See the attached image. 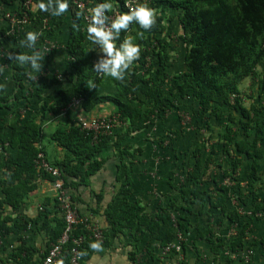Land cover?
<instances>
[{"label":"trees","instance_id":"16d2710c","mask_svg":"<svg viewBox=\"0 0 264 264\" xmlns=\"http://www.w3.org/2000/svg\"><path fill=\"white\" fill-rule=\"evenodd\" d=\"M28 1L4 0L11 9L7 12H12L20 20L27 18L29 22L24 32H16L11 37L14 44L12 56L32 51L19 42L26 32L41 27L44 20L51 22L52 30L37 40L35 49L39 51L48 37L63 33L69 23L63 50L67 67L61 79L38 84L30 78L34 72L28 66L10 58L14 86L9 93H0V150L3 153L0 155V236L14 234L18 237V245L7 260L0 259V264L34 262L39 251L35 245L29 244L28 231L47 237V249L41 254L40 264L51 245L64 232V214L55 196L42 204L36 217L29 219L22 213L41 178L51 183L56 181L36 165L39 153L47 155L45 141L48 134L44 125L49 119L59 120L50 141L65 155L53 164L62 171L65 187L70 190L75 206L79 200V186L88 185L90 178L107 162L104 151L112 147L119 160V192L104 211L101 207L93 211L95 215L106 217L108 227L103 229L104 237L101 240L90 237L94 222L89 219H84L85 222L79 223L75 229L76 237L86 238L82 246L83 261L95 252L89 248L90 242L100 241L102 247L111 246V233L115 237L120 235V238L130 239L133 261L142 249L144 236L149 256L157 258L153 243H159L163 250L176 243L178 231L184 236L200 224L205 228L197 230V238L212 245L215 252L226 246L217 236V227L237 226V234L228 240L229 253L235 255L244 251L253 225L264 210L261 193L264 184V105L245 107L240 85L253 76L264 61V0H149L147 4L155 14L152 27L143 30L133 22L127 30L121 31L116 41L118 45L124 38L131 37L140 48L139 57L121 81L93 70L99 49H94L87 39V24L75 0H69L68 9L60 17L39 11L40 0H32L36 9L27 4ZM115 1L117 8L108 10V16L128 11L126 0ZM169 11L170 21H178L181 27L178 38L186 48L185 71L178 75L170 73V40L174 39L175 32L165 25L170 17L167 15ZM5 13L0 15L1 36L10 28L4 19ZM52 60L44 56L42 69L50 66ZM32 86L34 91H31ZM233 95H236L234 100ZM33 98L40 101L38 112L28 109ZM78 98H83L82 109L87 113L105 103L116 108L120 128L113 136H101L94 141L92 134L82 131L78 117L71 118L68 110L69 104ZM188 100L197 105L192 104L196 108L197 132L190 145L193 162L188 166L187 184L175 188L178 196L171 199L167 208L148 212L140 201L132 198L135 158L141 149L132 150L130 136L150 128ZM65 114L71 119L63 117ZM215 122L223 125L219 141H215L212 134ZM169 134L168 145L173 147L180 131ZM165 143L166 139L160 141L163 147ZM246 159L251 161L246 188L241 190L239 187L235 192L238 203L245 208L250 206L251 214H242L228 204V191L233 184L240 182V170ZM217 170L231 184L221 183ZM97 198L98 203L103 201V195L99 194ZM172 212L178 214L174 217L176 223L172 220ZM78 213L83 219L79 209ZM253 246L264 249V239ZM186 250V243L182 241V251L174 247L167 257H185ZM231 263L228 260V264ZM239 264L246 263L240 259Z\"/></svg>","mask_w":264,"mask_h":264},{"label":"crops","instance_id":"0c3cea01","mask_svg":"<svg viewBox=\"0 0 264 264\" xmlns=\"http://www.w3.org/2000/svg\"><path fill=\"white\" fill-rule=\"evenodd\" d=\"M89 8L95 6L99 0H87ZM113 7L116 1L111 0ZM0 5L5 10H11L4 0H0ZM112 7V8H113ZM117 13V12H116ZM114 12L113 15H116ZM168 16L171 15L169 11ZM168 17L165 21V25L169 30H173L174 39L170 40V73L172 75H178L185 71L184 57L186 48L178 36L182 33L181 27L178 23L170 21ZM69 23L65 26L63 33H58L55 37H48L47 42L50 50L44 54L47 60H52V63L48 67H44L39 73L30 74V78L35 83L40 84L43 82H50L54 78L61 79L64 70L67 67V59L64 54L65 41L67 39V28ZM52 30L51 22L49 21V30L43 31L42 27H39L36 31L40 35ZM11 38H4L0 35V93H9L13 89V81L11 80L10 69V55L12 56V48L14 47ZM45 40V41H46ZM100 53H98V56ZM264 82V61L259 65L255 74L246 79L240 85L241 99L245 107L250 108L253 104L262 103L264 105V90L262 84ZM32 86L31 91H34ZM260 98V99H259ZM196 104L193 102L185 101L180 104V109L172 111L163 116V119L156 121L150 128L134 133L130 136V143L133 149H141L135 158V168L133 173V182L131 189L133 191V200L140 201L144 205L148 212L157 211L160 208H167L171 199H175L178 194L176 189H179L187 184V172L189 163L193 162L192 154L190 152V145L193 143L195 133L197 132V123H195L194 111L196 110ZM40 101L37 98H33L31 105L28 108L29 111L38 112L40 110ZM69 116L71 118L78 119L80 117L90 118L99 116H112L116 114V108L110 104L105 103L99 105L92 112H85L80 108L77 111H70ZM187 113L189 121L185 122L184 114ZM1 114V113H0ZM2 115V114H1ZM65 116L68 119L70 117ZM237 118H240L239 114H236ZM59 120L49 119L45 122L44 129L46 131L47 139L45 145L47 146V155L49 163L54 165L57 159L64 157V151L57 147L56 144L50 141L51 134L58 127ZM118 127L117 129H119ZM213 135L215 141H219L221 135H223V125L220 122L212 124ZM171 131H180V135L175 139V145L170 147L168 145L169 133ZM166 139L164 147L161 146L160 141ZM3 153L0 150V155ZM112 147L107 148L103 156L107 159L104 167L94 176L90 178L88 185L79 186L77 195L79 200L76 208L83 215V219H89L98 223L103 229L108 227L106 217L102 214L95 215L94 209L101 207L104 211L108 207L109 203L119 192L120 183L118 182L119 160L114 155ZM222 158L221 160H224ZM251 161L245 160L243 162L242 169L240 170L239 178L240 182L236 185L233 184L232 188L228 191V204L231 209L241 211L243 214L249 213L250 206L245 208L237 201L236 189L240 187L241 190H245L247 183V176L250 171ZM226 168L228 165L225 166ZM220 175L221 183L231 184L229 179H223V173L217 170ZM174 185V187L172 186ZM176 188V189H175ZM262 199L264 200V184L261 187ZM103 195V201L98 203L97 196ZM55 196L52 184L49 180L41 178L37 182V189L31 194L28 200L27 207L22 213L29 219L37 216L43 203ZM175 217L178 216L175 212L171 213ZM259 220L255 221L253 225V231L250 237L247 239L246 247L244 251L239 254L230 255L228 249V240H230V226L229 227H217V236L224 240L226 245L220 249L219 252L213 251L212 245L208 242L197 238V230H203L204 224H200L192 228L191 233L184 234V242L186 243L187 250L183 260L180 257L177 259H169L167 256L162 255L161 245L159 243H153L154 253L157 258L149 256L144 244L146 236H144L141 244V251L138 253L136 261L131 258L132 247L129 245L130 239L121 237H115L112 234V245L108 247H102V251L94 252L92 255L83 261V264H181L184 261L186 264H228L230 260L231 264H239L242 259L246 264H264V249L260 246H253L254 243L264 239V210L258 215ZM213 221V220H212ZM26 238L30 245H35L38 249V253L34 258L32 264H38L41 259V254L47 249V237L45 234H35L33 232H27ZM18 245V237L14 234H9L2 238V244L0 246V259L7 260L8 255L12 252L14 247ZM247 258V261L246 259Z\"/></svg>","mask_w":264,"mask_h":264},{"label":"clouds","instance_id":"9594fccd","mask_svg":"<svg viewBox=\"0 0 264 264\" xmlns=\"http://www.w3.org/2000/svg\"><path fill=\"white\" fill-rule=\"evenodd\" d=\"M68 7L69 0H40L38 3L39 11L46 12L53 17L62 16ZM112 7L111 0H100L88 10L86 34L87 39L95 46L94 49H99L100 53L92 65L93 70L116 81H121L126 71L140 55L139 45L134 43L131 37L124 38L117 45L116 41L121 31L127 30L133 22L140 29L149 30L155 23V14L144 0H139L127 12L109 18L106 12ZM39 35L38 31L26 32L19 43L25 48H31L32 51L10 55L16 63L26 65L36 73L41 72L44 58V54L35 49ZM89 248L96 252L103 250L100 241L90 242Z\"/></svg>","mask_w":264,"mask_h":264},{"label":"built area","instance_id":"2783aa9c","mask_svg":"<svg viewBox=\"0 0 264 264\" xmlns=\"http://www.w3.org/2000/svg\"><path fill=\"white\" fill-rule=\"evenodd\" d=\"M139 2V0H126L125 7L129 10V8L134 7L135 4ZM144 2L148 3L149 0H144ZM77 8L81 11L84 21L88 23V10L89 3L87 0H75L74 1ZM27 4H32L33 9L37 8V5L29 0ZM1 14L5 13L4 19L9 22V30L8 32L3 35L4 38H11L16 32L22 33L27 28L29 24L28 19H18L15 14L12 12H7L3 6L0 5ZM107 15V12H106ZM108 16V15H107ZM115 15L108 16L109 18H113ZM1 17V16H0ZM43 31L49 30V20L46 19L43 21L42 25ZM43 35H39V38ZM38 38V39H39ZM50 50L48 46L47 40L44 42L42 49L40 50L41 53L46 54ZM59 78V77H58ZM236 95L232 96V100H234ZM83 98H78L74 100L72 103L69 104L68 110L69 111H77L82 108L83 105ZM67 113V111L65 112ZM185 122L189 121V117L187 114H184ZM80 125L82 131L86 132L87 134L93 135V140H98L101 136H113L120 125V117L118 114L112 116H99V117H90V118H79ZM37 168L43 171L45 174H48L56 179L55 182L51 183L53 191L55 192V197L60 202L63 214H64V221H65V229L62 236L51 245L48 250V253L44 257V259L40 262V264H81L83 261L82 256V246L86 241L84 236L76 237L74 235L75 229L79 223H84L85 220L82 219L78 213L76 206L72 201V195L70 190L65 187L63 173L60 168L52 165L47 160L44 153H39L36 159ZM42 210V209H41ZM241 212V211H240ZM243 214V213H242ZM247 214H251L250 212ZM175 216L173 215V222H175ZM93 225L90 228V232L92 235L90 237L101 240L104 237V230L103 228L96 222L92 223ZM176 225V224H175ZM237 226H233L230 228V237H233L237 234ZM2 236H0V246L2 244ZM184 236L180 231H178L177 239L175 244H171L165 249L162 250V255L167 256L169 252H171L172 248H176L177 251H182V241H184ZM69 245H72L68 248ZM69 255V258L67 257ZM183 256L181 255L180 260H183ZM247 261V258H245Z\"/></svg>","mask_w":264,"mask_h":264},{"label":"rangeland","instance_id":"374dc122","mask_svg":"<svg viewBox=\"0 0 264 264\" xmlns=\"http://www.w3.org/2000/svg\"><path fill=\"white\" fill-rule=\"evenodd\" d=\"M185 114H187V113H185Z\"/></svg>","mask_w":264,"mask_h":264}]
</instances>
